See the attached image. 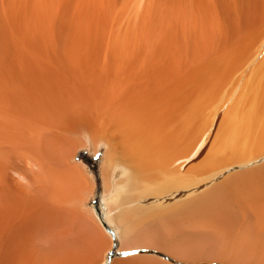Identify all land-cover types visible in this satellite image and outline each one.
Returning <instances> with one entry per match:
<instances>
[{
    "label": "bare ground",
    "instance_id": "obj_1",
    "mask_svg": "<svg viewBox=\"0 0 264 264\" xmlns=\"http://www.w3.org/2000/svg\"><path fill=\"white\" fill-rule=\"evenodd\" d=\"M85 148L122 244L264 264V0H0V264L104 262Z\"/></svg>",
    "mask_w": 264,
    "mask_h": 264
},
{
    "label": "rangeland",
    "instance_id": "obj_2",
    "mask_svg": "<svg viewBox=\"0 0 264 264\" xmlns=\"http://www.w3.org/2000/svg\"><path fill=\"white\" fill-rule=\"evenodd\" d=\"M104 151L105 149L101 148V152L99 153V155H95L90 148H85L83 150H80L78 154V157L83 156L92 161L94 164L90 165L98 173L99 190L97 191L98 193H96L97 195L95 194V199L93 201H95V209L97 213H99L101 221H103V223H99V225H101L104 231L106 230L105 227L109 229V232H107L108 229L105 232H107L106 234L112 240L111 247L105 254V259L102 264H112L116 260L121 261L122 264H125L126 262H130L131 264H137V260H139L140 257V260H144L145 258H158L163 261H166L167 264H206L193 262H179L175 259H172L170 255H165V253L162 251L149 247H137L138 245L142 246V244L139 243L135 238H133V241L130 240L125 243L126 245L122 244L121 239L119 237V232L116 230L114 225L108 223L107 219V202L106 199L103 198V186L101 178L104 163ZM98 204H100L101 206H98ZM103 225H105V227H103Z\"/></svg>",
    "mask_w": 264,
    "mask_h": 264
}]
</instances>
